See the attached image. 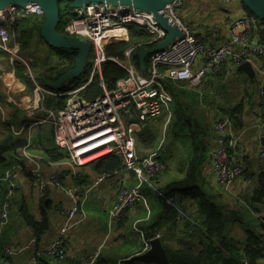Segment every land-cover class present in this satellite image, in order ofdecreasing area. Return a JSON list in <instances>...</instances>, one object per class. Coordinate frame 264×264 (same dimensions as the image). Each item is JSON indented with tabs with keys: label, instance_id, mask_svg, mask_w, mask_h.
I'll return each mask as SVG.
<instances>
[{
	"label": "crops",
	"instance_id": "0c3cea01",
	"mask_svg": "<svg viewBox=\"0 0 264 264\" xmlns=\"http://www.w3.org/2000/svg\"><path fill=\"white\" fill-rule=\"evenodd\" d=\"M160 1L167 12L171 0ZM74 9L72 8L73 13L75 12ZM247 9L241 0L230 4L213 0H189L178 10L177 15L180 21L195 33H213L217 42L228 37L232 22L242 14L247 15ZM36 22L35 25L40 28L43 19ZM127 31L129 32V30ZM132 31L138 33L140 39L138 44L130 46L134 48L130 64L138 75H145L148 58L155 51L157 45L149 44V36L145 32ZM176 38L178 37H174L172 41ZM14 43L19 49V53L27 59V68L19 60H12L0 51V108L3 111V115L0 113V142L12 135L2 122V116H4L10 125L23 128L24 132L20 137L12 136L18 139L25 138L27 144L25 148L35 155L41 163V178L46 181L50 175L57 174L63 186L57 188L53 185L42 196L38 186L27 175L32 164L23 160L22 148L11 150L15 152V157H9L8 163L4 160L6 164L11 163L5 173L15 166L21 167L23 171L16 175L21 188L16 192L14 191L8 201L10 205L9 223L1 229L0 248L22 249L26 246L28 248L14 259L0 256V264H27L33 257L37 259V264H79L81 259L98 249H100V258L97 264H134L136 262H130L131 259L139 255L144 241L154 234H159L165 244L170 247H178L184 237L181 228L182 222L176 220L173 224L167 223L164 210L165 205L169 206L147 187H142L140 190L143 198H145V203L130 211L122 222L113 227L109 226L108 212L117 200L118 188L136 185V179L122 169L107 174V176L98 175L95 169L96 163H90L82 168L68 167V153L56 148L53 143V125L48 118V113L56 114L62 111L66 105L61 99H67V94L73 91H77L79 96L84 88H71L67 93H62L61 88L63 85L67 86L72 77H66L63 80L58 79L59 81L54 82L50 80L41 82L40 76L47 73L49 68L43 67L37 60H34L29 52L30 48L26 53L22 51L18 42V33L15 35ZM87 48L89 49L84 63L92 64L94 52L88 44ZM200 62L199 58L195 62L194 69L199 67ZM246 79L247 76L243 72L224 65L218 75H208L203 86L193 93H197L199 106L206 109L205 114L209 121L208 146L205 161L201 167V178L204 179L206 185L217 193L220 202L228 209L241 214L250 223L253 231L259 234L262 232L261 222H264V208L260 212H252L245 203V198L247 196L250 198L251 192L258 187L257 180H252L245 174L248 172L250 175L252 173L258 175L264 167V160L257 156L258 148L262 144L261 140L264 138L263 132L262 129L253 128L257 125L262 126L264 119L257 118V114L253 112L255 108L252 101L253 97L249 98L248 95H245L248 101V109L241 118L244 121L243 128H239L238 131L247 127L249 130L245 133L244 141L235 153L237 161L242 164L244 169L242 176L244 182L241 179L239 184H236L232 189V194L227 195L220 190L209 159L211 150L216 146L213 130L215 119L219 116L228 119L229 108L238 104V101H229L225 96H215L213 88L220 84L222 86L219 90L222 92L227 89L229 84L235 83L234 81L244 83ZM246 88H250L249 84L244 88V94ZM45 92L48 95L44 96ZM237 99H242V96L238 95ZM172 106L170 114L163 113L166 116L163 122L161 118L150 121L144 128L145 131L139 133L136 138L137 141L138 136L146 132L144 134L145 141L149 142V146H142L137 141L139 155L144 157L158 151L157 159L166 165L164 173L157 178V184L161 191L166 186L183 180L192 151L189 140L180 138L174 132L167 133L166 137L163 133L166 126L171 127L169 119ZM28 113H31V116L28 117ZM46 149L48 151L57 149L62 158L60 160L48 158L45 153ZM5 173L0 179L4 177ZM100 177L106 178L88 195L81 207V212L74 218V226L65 239L66 258L59 261L55 258L38 256L56 239L66 222L64 211L70 208L71 200L68 199L63 190L78 187L84 191ZM6 193L7 186L0 182V206ZM174 197H176L181 209L194 220V201L188 197L183 199L176 195ZM229 220L236 222L234 219ZM31 222L45 225L40 237L36 235ZM240 232L241 236H236V233L231 236L244 241V234L242 230ZM262 244H264V239Z\"/></svg>",
	"mask_w": 264,
	"mask_h": 264
},
{
	"label": "built area",
	"instance_id": "2783aa9c",
	"mask_svg": "<svg viewBox=\"0 0 264 264\" xmlns=\"http://www.w3.org/2000/svg\"><path fill=\"white\" fill-rule=\"evenodd\" d=\"M187 1L189 0L170 1L167 14L173 21L179 37L166 47L151 53L145 75H138L130 64L134 48L125 50L120 61L110 59L105 55L102 39L109 31L132 27L145 31L150 36L149 44L159 45L166 40L168 33L146 10H140L132 3L102 0L75 8L73 18L65 24L64 29L68 35L82 39V42H86L93 49L94 60L91 64L90 79L94 76L99 78L103 93L93 100L81 99L77 91L68 93L65 108L56 114L48 113L53 125V143L58 149L68 153V167L82 168L106 156H114L121 161V169L136 179V185L118 188L117 200L108 212L109 226L113 227L122 222L130 211L145 203V198L140 192L142 187L150 189L173 209L179 221L195 226V221L181 209L176 197L163 194L158 187L157 178L166 170V165L157 159L158 151L141 157L136 141L137 135L150 121L165 112L170 114L173 97L168 89L169 84L195 92L203 86L208 75H218L224 65L237 70L241 64L248 63L254 73L253 88L257 91L252 100L255 106L253 112L257 114V118L264 119V64L261 61L264 46L259 42L258 21L242 14L232 22L228 37L216 42L213 33H195L180 21L177 12ZM213 1L230 4L240 0ZM27 17L36 22L43 19L44 12L36 2L8 5L0 10V51L12 60H19L26 68L27 62L19 57V49L14 43V25L18 18ZM199 58L200 65L194 69ZM106 61L114 62L126 73L116 81L113 90H107L102 83V64ZM44 95L48 94L45 92ZM0 113L3 115L1 108ZM27 116H31V113ZM2 122L13 136L20 137L23 134V128L10 125L4 116ZM255 127L257 130L262 129L264 137V122L262 126H253ZM213 130L216 146L209 155L211 169L220 190L230 195L244 173L235 153L244 141L249 127L238 131L231 120L219 116L215 119ZM22 156L25 162L32 164L27 175L38 186L42 196L53 185L57 188L63 186L57 174L50 175L46 181L41 178L39 159L25 147L22 148ZM257 156L264 160V144L258 148ZM21 171V167H12L0 179V182L7 186V193L0 206V233L9 223L8 201L13 192L21 188L16 179V175ZM104 178L106 177L96 179L84 191L78 187L63 190L71 200L70 208L64 211L66 222L56 239L38 256L59 261L66 258L64 242L74 226V218L81 212L88 195ZM161 238L159 234L147 238L139 255L146 253L151 248V243ZM27 248L28 246L22 249L0 248V256L14 259ZM99 255L100 249L81 259L79 264H97ZM27 264H37V259L33 257Z\"/></svg>",
	"mask_w": 264,
	"mask_h": 264
},
{
	"label": "trees",
	"instance_id": "16d2710c",
	"mask_svg": "<svg viewBox=\"0 0 264 264\" xmlns=\"http://www.w3.org/2000/svg\"><path fill=\"white\" fill-rule=\"evenodd\" d=\"M70 4V2H66L63 7L59 5V23L56 30L64 40L78 41L72 40V36L68 35L64 29L65 24L74 16ZM247 15L258 21V25H260L259 42L264 46V20H260L256 15L254 16L248 9ZM14 30L16 34L18 33V42L24 53L29 48V52L32 50L31 46L35 43L36 37L37 40H42L39 36V26L35 25V21L31 17L26 19L18 18L14 25ZM132 30H136L139 33L142 31L132 27H122L109 31L103 36L102 46L107 58L120 61L124 56L125 50L131 48L130 46L132 45L138 44L140 35ZM146 35L149 36L147 33ZM44 44L48 49L47 56L53 58L54 65L48 69L47 73L41 75L39 79L41 82L44 80L54 82L67 71L75 68V59L78 56V51L54 48L47 43ZM152 45L154 46V44ZM50 53H53V55ZM261 61L264 64V56ZM91 71V64L83 63V69L80 74L72 77L67 86L63 85L61 92L67 93L71 88H84L79 93L81 99L93 100L99 97L103 93V89L97 76L90 79ZM125 74V71L112 61H106L102 64V83L107 90H113L116 81L123 78ZM248 84L250 88H246L245 95L252 98L257 92L253 88V79L247 78L243 87L245 88ZM168 89L173 97L172 112L169 119L171 122L170 126L174 128V133L178 134L180 138L190 141L192 151L183 180L166 186L162 192L169 196L176 195L182 199L188 197L195 203V226L182 222L181 228L184 237L178 247L172 248L165 244L162 238L160 239L169 264H264V244H262L264 222H261L262 232L260 235L255 233L242 215L228 209L220 202L217 193L206 185L204 179L201 178L200 172L205 161L209 134V121L205 114L206 109L199 106L197 93L195 94L173 84H169ZM248 89H250V92ZM225 90L224 94L226 95ZM61 101H64L63 104L65 105L66 98L61 99ZM238 101L237 105L229 108V113L227 114L228 119L233 122L237 129L243 128L244 121L241 118L248 109L245 108L242 101ZM200 116L201 119L198 118ZM145 133L143 132L139 135L137 141L142 146H149V142L145 141ZM26 145L25 138L18 139L12 135L0 142V178L5 173V170L11 166V163H5L2 155L7 151L24 148ZM45 153L52 160H60L62 158L57 149L49 151L46 149ZM93 163L97 164L95 167L97 174L106 176L121 169L122 166L121 161L114 156H106V158L99 159ZM245 176L258 182V187L250 194L251 197L247 198V196L245 198L246 207L252 212H260L264 208V167L258 175L253 173L250 175L247 172ZM164 216L169 224L175 223L176 220L179 221L175 211L166 205ZM229 219H234L240 222V225L242 224L244 241H240L239 238L235 239L226 232V223ZM32 226L36 235L40 237L45 225L32 223Z\"/></svg>",
	"mask_w": 264,
	"mask_h": 264
},
{
	"label": "water",
	"instance_id": "95a60500",
	"mask_svg": "<svg viewBox=\"0 0 264 264\" xmlns=\"http://www.w3.org/2000/svg\"><path fill=\"white\" fill-rule=\"evenodd\" d=\"M111 2L132 3L136 8L146 10L151 14L157 24L164 28L168 35L165 41L161 42L155 48V51L162 47L169 45L174 37H179V33L173 24V21L168 16L165 8L160 0H106ZM248 10L256 15L260 20H264V0H241ZM27 2H36L44 12L43 22L40 26V37L49 46L60 49H71L78 51V56L75 59L74 69L67 71L59 80L66 79V77H75L80 74L83 69L85 56L88 53L87 43L82 41L64 40L58 34L56 27L59 23L60 10L59 5L64 2H70L72 8H81L84 4L91 2H102V0H0V10L8 5H22ZM243 72L247 78L253 79L254 73L248 63L241 64L238 68ZM58 80V81H59ZM264 144V138L261 140ZM14 156L15 152H7L3 154V159L8 163L9 157ZM130 262L141 264H169L160 240H155L151 243V248L144 254L135 256Z\"/></svg>",
	"mask_w": 264,
	"mask_h": 264
},
{
	"label": "rangeland",
	"instance_id": "374dc122",
	"mask_svg": "<svg viewBox=\"0 0 264 264\" xmlns=\"http://www.w3.org/2000/svg\"><path fill=\"white\" fill-rule=\"evenodd\" d=\"M64 4H66V2L61 3L60 4V7H63ZM35 40H36L35 43L32 44V46H31V49L32 50L30 51V54L32 55V57L34 58V60H37L39 62V64H41L43 67H46V68L49 65L50 66L49 69H50L54 65L53 58H50V57L47 56L48 49L45 47L44 42L42 40H40V39H39L40 41L37 40V39H35ZM72 40H78V41L80 40V41H83L82 39L75 38V37H72ZM38 42H40V43H38ZM50 54L53 55V53H50ZM19 57L22 60H24V61L27 60L20 53H19ZM29 68H30V66H29ZM25 71H26V68H25ZM234 82L235 83L228 85V87L226 89L227 90L226 91V95L224 94V90L222 92H220L219 88L222 86L220 84H218V86H216V87L213 88V94L215 96H217V97H219V96L224 97L225 96V98L227 97V100L229 99V101H233V102L240 100V101H242V104L245 105V108H248V101H247V98L245 97V94H244V87H243L244 83L243 82H238V81L237 82L234 81ZM168 87H169V85H168ZM249 91H250V89H249ZM227 95H229V96H227ZM238 95H241L242 96V99H237ZM44 96H46V95H44ZM238 103H239V101H238ZM158 118H161V120L163 122L166 119V116H165V114H162ZM198 118L201 119V116L198 117ZM156 119H154V120H156ZM165 129L166 130H164V132H163L164 135H165V137H166L167 133H171L172 131L174 132V128L172 126L170 128L166 126ZM243 175H244V173H243ZM243 178L244 177H242V180H243ZM243 182H244V180H243ZM237 184H239V183H237ZM247 223L250 226V223L248 221H247ZM232 226H234V227L231 228ZM239 226H240V228H239ZM245 228H243V229H245ZM231 230L233 232L232 234H231ZM241 230H242V224L240 225V222H238V221L234 222L232 220H228L227 221V223H226V232L228 234L233 235V234L236 233L235 234L236 236H241V232H240Z\"/></svg>",
	"mask_w": 264,
	"mask_h": 264
}]
</instances>
